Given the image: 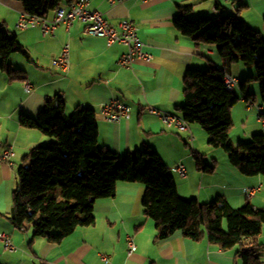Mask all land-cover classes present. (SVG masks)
Instances as JSON below:
<instances>
[{
    "label": "crops",
    "instance_id": "obj_1",
    "mask_svg": "<svg viewBox=\"0 0 264 264\" xmlns=\"http://www.w3.org/2000/svg\"><path fill=\"white\" fill-rule=\"evenodd\" d=\"M69 1L62 0V6L69 5ZM88 1L90 8L102 12L112 26L123 20L133 21L152 59L137 60L130 68H121L117 62L126 48L121 45L108 48L102 39L84 37V25L78 22L70 31L64 26L58 28L53 39L44 37L40 29L19 31L16 23L25 12L22 3L0 0V28L15 36L27 53V56L15 53L9 58L11 68L24 73L16 80L1 69L0 58V153L9 147L15 152L12 166L0 164V233L10 236L17 248L15 252H5L0 241V264H242L237 248L223 251L206 238L194 241L182 231L156 242V224L145 215L143 207L146 193L143 184L119 183L113 197L96 202L94 225L78 228L60 244L34 237L31 226L17 229L8 219L17 172L25 156L35 147L51 142L39 130L22 127L21 120L23 116L37 117L45 101L57 97L64 100L67 114L77 108L96 111L101 147L122 156L147 146L160 155L170 171L184 165L185 178L171 171L181 198L204 204L223 197L235 209L247 202L264 208V177L242 175L225 154L208 145V136L199 125H191L195 141L190 145L189 134L166 129L146 110L152 106L180 115L177 107L185 103L183 89L188 71L208 70L212 64L223 67L215 47L198 46L175 28L181 7L191 1L152 0L137 5L128 0L115 6L108 0ZM205 5V12L212 18L234 15L264 34V0H210ZM66 44L71 47L68 74L53 65ZM226 71L236 78L242 77L240 81L254 76L251 66L240 63L226 67ZM26 82L34 87L33 92H25ZM245 93L250 95L248 87ZM110 99L132 108L129 121L110 124L101 118L99 106ZM241 103L232 109L233 125L236 120L242 121L244 138L261 134L258 129L250 130L246 118V111H250L244 109L247 108L244 101ZM191 149L203 157L209 171L199 169ZM257 186L262 187L261 192L247 200L245 188ZM129 238L136 245L133 253ZM258 241L264 245V228ZM263 252L264 246L260 254ZM103 256L108 262L103 261Z\"/></svg>",
    "mask_w": 264,
    "mask_h": 264
},
{
    "label": "trees",
    "instance_id": "obj_2",
    "mask_svg": "<svg viewBox=\"0 0 264 264\" xmlns=\"http://www.w3.org/2000/svg\"><path fill=\"white\" fill-rule=\"evenodd\" d=\"M15 1L22 3L28 14L44 18L62 6V0ZM190 1L181 7L175 28L198 46L215 47L223 67L212 64L206 71L189 70L184 80L185 103L177 111L190 125H199L208 136V145L223 149L242 175L264 177V135H254L250 142L237 146L232 143V109L242 99L227 92L223 83L226 67L239 63L254 66L256 76L244 79L240 89L246 100L255 101V96L245 91L251 81H258L264 103L263 33L234 15L189 21L187 16L194 7L210 0ZM15 53L27 56L16 37L0 28L1 69L11 80L24 74L9 65ZM66 111L64 100L57 97L47 99L37 117L23 116L21 120L22 127L39 130L51 142L32 149L18 169L8 217L15 228L31 226L34 237L60 244L78 228L94 225L96 202L113 197L119 183H137L146 186L143 207L156 224V242L182 231L194 241L206 238L223 251L237 248L242 264H264L260 257L264 245L258 241L264 228V208L247 202L235 209L223 197L204 204L185 200L170 169L152 148L118 155L100 146L95 110ZM193 157L199 169L209 171L202 156Z\"/></svg>",
    "mask_w": 264,
    "mask_h": 264
},
{
    "label": "built area",
    "instance_id": "obj_3",
    "mask_svg": "<svg viewBox=\"0 0 264 264\" xmlns=\"http://www.w3.org/2000/svg\"><path fill=\"white\" fill-rule=\"evenodd\" d=\"M128 0H108L111 6L123 4ZM152 0H134L137 5L146 4ZM84 25L83 36L88 38L102 39L106 42V46L111 48L115 45H121L126 48V52L121 55L117 64L121 68H130L137 60L150 61L151 55L146 52L145 44L138 37V27L131 20H123L118 26L109 24L102 12L97 9H91L88 0H78L67 6H61L51 17L44 18L21 13L16 23V28L19 31L30 29H40L42 35L46 38H55L58 28L64 26L67 31H70L74 23ZM53 65L64 74H68L71 70V47L66 44L61 49L60 54L53 60ZM224 87L227 92L236 94V91L241 87V81L230 74L225 73L223 77ZM26 93L33 92L34 87L29 83H24ZM247 105L249 111L256 110L257 122L261 127L264 135V110L262 106H258L255 101L242 98ZM147 112L156 117L161 124L168 130H174L179 133L189 134V144L193 145L195 139L191 134V125L181 116L175 113L161 111L155 107L148 106ZM99 115L101 118L110 124H121L129 121L132 117V108L116 99H110L106 103L99 106ZM15 152L12 147L7 148L0 153V164L13 165ZM178 173L181 177L187 176V170L184 165H178L171 170ZM262 187H248L244 190V195L247 200L253 199ZM0 241L3 244L5 252H15L17 250L12 238L7 234L0 233ZM128 245L130 253L136 250V245L133 239L129 238ZM103 261L108 262V258L103 256Z\"/></svg>",
    "mask_w": 264,
    "mask_h": 264
},
{
    "label": "rangeland",
    "instance_id": "obj_4",
    "mask_svg": "<svg viewBox=\"0 0 264 264\" xmlns=\"http://www.w3.org/2000/svg\"><path fill=\"white\" fill-rule=\"evenodd\" d=\"M205 4H206V2L196 6L194 8V10L189 14V21L196 20L199 18H209L213 21L217 19V18H212V16H210V14H207V12H205V10H206ZM263 36H264V34H263ZM204 71H206V70H204ZM251 71L253 72V75L256 76L254 66H251ZM235 75H237V74H235ZM238 76L240 77V75H238ZM240 79H242V77ZM242 81L243 80H241V82ZM248 93L256 97V104L258 106L264 107V103L262 102V99H261L260 83L258 81H251L248 84ZM236 96L242 99L243 94L240 91V89H238L236 91ZM241 102L242 101H240L239 104H243ZM244 109H247V108L244 107ZM256 115H257L256 110H252L249 113L246 111V118L249 120V127L251 128L250 130L253 131L254 129H256V130L258 129V131L261 132V128H260L259 123L257 122ZM244 132H245V128L242 124V121L236 120L235 124L233 125V128L230 131V138H231V141L233 142V144L235 146L239 145L240 143L250 142L252 140V137L255 135V134H253V136H251V138H244ZM190 148H192V147L190 146ZM191 150L194 153V155H197V153L194 152L195 150H193V149H191ZM210 150H213V149H210ZM218 150H219V152H222L223 154H225L227 156V158L229 159L228 154L225 153L223 149L219 148ZM260 255H261L262 261L264 262V252Z\"/></svg>",
    "mask_w": 264,
    "mask_h": 264
}]
</instances>
